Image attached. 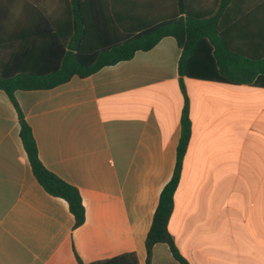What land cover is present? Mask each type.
I'll use <instances>...</instances> for the list:
<instances>
[{
	"label": "crops",
	"instance_id": "obj_1",
	"mask_svg": "<svg viewBox=\"0 0 264 264\" xmlns=\"http://www.w3.org/2000/svg\"><path fill=\"white\" fill-rule=\"evenodd\" d=\"M179 2L124 0L123 21L132 35L185 21ZM182 4L204 15L218 0ZM222 21L241 52L264 53V0H232ZM43 33L29 3L0 0V70L54 67ZM181 55L167 36L91 76L15 92L40 160L82 196L78 228L68 203L33 175L18 113L0 89V264H92L130 253L146 264V237L176 168L185 96L191 138L168 222L175 246L188 264H264V75L240 85L182 77ZM151 264L180 263L161 243Z\"/></svg>",
	"mask_w": 264,
	"mask_h": 264
},
{
	"label": "trees",
	"instance_id": "obj_2",
	"mask_svg": "<svg viewBox=\"0 0 264 264\" xmlns=\"http://www.w3.org/2000/svg\"><path fill=\"white\" fill-rule=\"evenodd\" d=\"M31 13L41 16L45 41L41 48L46 58L52 55L57 64L42 72L5 73L0 70V89L13 103L20 122V138L28 155L33 175L50 195L64 199L75 218V228L85 222V207L79 190L49 171L39 158L32 129L15 99L17 90L50 89L68 82L73 76L85 78L106 66L128 61L138 51H149L167 36L174 37L182 48L179 73L182 77L223 84H250L264 75V53L241 52L223 29L222 16L232 0H218L210 11L194 13L178 3V12L186 19L154 23L132 35L123 21L124 0H24ZM34 6V7H33ZM202 14V15H201ZM54 38H51L50 35ZM181 138L173 177L163 188L151 228L146 237L147 260L152 249L167 244L173 258L188 264L175 246L168 230L174 209V194L180 182L181 167L191 138L189 102L181 117ZM80 264H83L80 262ZM92 264H138L134 253Z\"/></svg>",
	"mask_w": 264,
	"mask_h": 264
}]
</instances>
